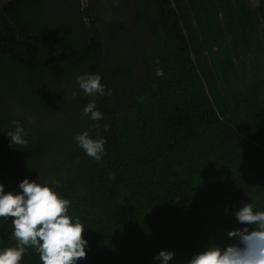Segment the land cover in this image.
Here are the masks:
<instances>
[{"label": "trees", "instance_id": "1", "mask_svg": "<svg viewBox=\"0 0 264 264\" xmlns=\"http://www.w3.org/2000/svg\"><path fill=\"white\" fill-rule=\"evenodd\" d=\"M130 1V34L146 40L140 76L125 44L103 43L119 8L78 0L81 28L47 18L43 0L4 6L16 28L0 10V184L38 180L69 200L89 242L80 264H158L161 250L187 264L240 227L242 203L264 211V0ZM87 75L101 77L103 96L79 89ZM90 102L102 120L84 116ZM13 121L27 145L10 147ZM85 130L105 141L101 159L74 140ZM10 219L0 249L16 246ZM19 264L42 262L26 247Z\"/></svg>", "mask_w": 264, "mask_h": 264}, {"label": "clouds", "instance_id": "2", "mask_svg": "<svg viewBox=\"0 0 264 264\" xmlns=\"http://www.w3.org/2000/svg\"><path fill=\"white\" fill-rule=\"evenodd\" d=\"M77 83L88 96L105 94L99 75L78 77ZM83 113L92 121L103 119L95 102L88 103ZM13 125L14 131L7 133L10 147L27 145L24 127L18 121H13ZM104 130H108V125H104ZM74 140L87 156L101 159L103 139H92L85 130ZM18 189L6 192L0 184V218H11V239L17 242L14 247L0 249V264H19L26 247L34 248L42 264H80L87 256L89 242L82 235L86 229L81 221L68 214L70 201L38 180L24 178ZM233 215L240 227L226 231L221 242L205 245L187 264H264V211H255L248 202L242 203ZM174 258V251L161 250L154 260L170 264Z\"/></svg>", "mask_w": 264, "mask_h": 264}, {"label": "flooded vegetation", "instance_id": "3", "mask_svg": "<svg viewBox=\"0 0 264 264\" xmlns=\"http://www.w3.org/2000/svg\"><path fill=\"white\" fill-rule=\"evenodd\" d=\"M87 2V6L90 7V9L92 10V12H95V7L97 8H101L103 6L106 7H114V8H119L120 12L123 13V17H119V20H114L112 22L109 23L108 25L106 23L103 22V26H104V30L107 32H105L104 37H107V40H104V45L105 47H114L116 46V42H120L126 45L127 47V53L125 54L126 57H128L129 59H133L134 60V71L135 73L140 76L141 74V68L142 65L144 64V57L142 54V50L143 47L145 46V42L146 40H142L143 35L139 33L140 29H136L133 31L132 34H130V23L132 22V17H133V10H132V3L130 0H80L81 5L83 4L86 5ZM79 4H78V0H43V3L41 4V9L45 12V15L47 18H53L55 16H63V18L69 19L73 22H75L77 24V26H79L81 28V18L79 15ZM4 8V7H3ZM40 9V11H41ZM2 11V10H1ZM4 11V9H3ZM3 13V16L10 22V24L14 25V28H16V25L11 22V19L7 16L6 12ZM108 13H112L111 10H105ZM96 13V12H95ZM6 14V16L4 15ZM96 16V15H95ZM97 17V16H96ZM97 20V24L99 22H102V14L100 17H98ZM128 25V26H127ZM102 27V26H100ZM141 28V26H140ZM123 29V30H122ZM122 30V31H121ZM127 33L126 36H122L121 40H119L120 35L123 33ZM144 34L147 33V31H143ZM19 32L16 31L15 33V39L19 40L20 38L19 36ZM148 34V33H147ZM18 35V36H17ZM134 35V38H132ZM96 37V36H94ZM25 38H23L22 40H24ZM117 48H113L112 52L116 51ZM135 51V52H134ZM138 52H141L140 55H138ZM49 52H47L48 54ZM116 53V52H114ZM58 56V55H57ZM54 57V55H47L48 58V65L51 63L50 60ZM117 62V61H116ZM51 66V64H50ZM69 81L65 80V84H67ZM71 82V80H70ZM120 92L123 94H126V92H123L125 90V82L120 83ZM139 87H143V85H139ZM63 96V93L62 95Z\"/></svg>", "mask_w": 264, "mask_h": 264}, {"label": "water", "instance_id": "4", "mask_svg": "<svg viewBox=\"0 0 264 264\" xmlns=\"http://www.w3.org/2000/svg\"><path fill=\"white\" fill-rule=\"evenodd\" d=\"M15 0H0V10L3 11V7L14 2ZM4 12V11H3ZM5 13V12H4ZM6 16V14H4ZM12 26L14 27V25L12 24ZM18 36V35H17ZM19 37V36H18Z\"/></svg>", "mask_w": 264, "mask_h": 264}]
</instances>
